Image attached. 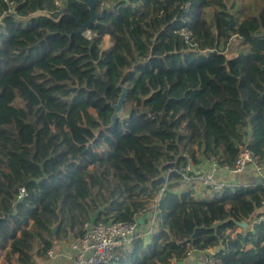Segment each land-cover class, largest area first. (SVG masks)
I'll return each mask as SVG.
<instances>
[{
  "label": "trees",
  "instance_id": "trees-1",
  "mask_svg": "<svg viewBox=\"0 0 264 264\" xmlns=\"http://www.w3.org/2000/svg\"><path fill=\"white\" fill-rule=\"evenodd\" d=\"M96 12L75 33L91 18L82 0H0V264L46 260L86 220L139 217L116 264H202L210 248L223 264H264V184L209 198L176 171L234 164L242 143L264 158V0H101Z\"/></svg>",
  "mask_w": 264,
  "mask_h": 264
},
{
  "label": "built area",
  "instance_id": "built-area-1",
  "mask_svg": "<svg viewBox=\"0 0 264 264\" xmlns=\"http://www.w3.org/2000/svg\"><path fill=\"white\" fill-rule=\"evenodd\" d=\"M58 4V0H54ZM3 22V21H1ZM237 158L234 164H222L216 156L207 159L209 170H200L204 164L197 166L194 160L176 169L186 182L198 181L202 188L213 192H220L232 182L219 176L221 171L240 174L251 166L256 172H264V158L258 155L248 144L242 143L238 147ZM206 160V161H207ZM199 167V168H198ZM168 178V177H167ZM27 195L24 188L20 190L18 198ZM262 220L259 219V223ZM139 222L108 221L95 222L86 220L83 225V233L80 238L71 243L72 264H116L117 250L121 247L127 248L139 234ZM146 236V233L143 234ZM219 248H210L202 253V264H223L219 256ZM54 250L49 251V256H54Z\"/></svg>",
  "mask_w": 264,
  "mask_h": 264
},
{
  "label": "crops",
  "instance_id": "crops-1",
  "mask_svg": "<svg viewBox=\"0 0 264 264\" xmlns=\"http://www.w3.org/2000/svg\"><path fill=\"white\" fill-rule=\"evenodd\" d=\"M105 36H109L108 44L110 43V39L112 40V42L109 45H107L108 47H106V49L114 48L115 36H113L111 34H107ZM105 46L106 45L104 44V47ZM209 168H210V165H209V162L207 160V161H204L203 166L199 169L200 170L202 169L203 171H207V170H209ZM219 176L225 178L226 180L229 179L231 182L236 181V182H239L241 184L243 183L244 185H248L249 183H255V181H257V178H264V172L263 173L256 172L251 166H248V168L240 174L229 173V172L227 173V172L221 171L219 173ZM193 182H196L194 184L195 186L197 183L199 184L198 181H193ZM193 182H189V183L192 184ZM70 249H71V246H70ZM70 249H69V244H68L66 250L62 249L59 251V253L58 252L55 253V255L53 257L49 256L48 259H50V260L53 259L56 264H72L71 258L65 259L66 256L68 257L69 254H72V251H70Z\"/></svg>",
  "mask_w": 264,
  "mask_h": 264
},
{
  "label": "water",
  "instance_id": "water-1",
  "mask_svg": "<svg viewBox=\"0 0 264 264\" xmlns=\"http://www.w3.org/2000/svg\"><path fill=\"white\" fill-rule=\"evenodd\" d=\"M82 1L88 5V7L90 9V13H91V16H90L91 18L88 21H86L85 23H81V27L77 30H74L75 33H84L88 29V26L97 20L98 15H99L96 12V7L100 3L101 0H82ZM64 11H67V9L64 8ZM231 21H232V25H233L234 24L233 19H231ZM119 86L122 88V92L120 93L118 102L112 104L113 108H114V112L111 116V118H112L111 125H113L116 122V120L121 116V114L124 110L125 101L127 99V97H126L127 87L125 85H121V84ZM255 183L264 184V178H257V181H255ZM258 213H264V207L259 208ZM231 218H233V217H231ZM234 220L236 221V223L241 228H248L249 227V224L245 221H238L235 218H234ZM138 222L139 223L143 222L142 217L138 218Z\"/></svg>",
  "mask_w": 264,
  "mask_h": 264
},
{
  "label": "rangeland",
  "instance_id": "rangeland-1",
  "mask_svg": "<svg viewBox=\"0 0 264 264\" xmlns=\"http://www.w3.org/2000/svg\"><path fill=\"white\" fill-rule=\"evenodd\" d=\"M85 33H87V30L84 32V34ZM107 39V40H106ZM108 40H109V36H105V41H104V44L106 45L105 46V48L106 47H108L107 45H109L111 42H112V40L110 39V43L108 44ZM232 48H234V49H236V48H241V45L238 43V42H236V41H233V47ZM18 103H20L19 101H17V103H16V105L18 104ZM196 182H193L192 184H195ZM187 186H189V185H183V189L184 188H186ZM180 190L182 189V188H179ZM196 192H197V194L199 195V196H203V193H205V194H207V197H209V198H212L213 197V193L210 191V190H205L204 188H202L201 187V185L200 184H196ZM153 222V221H152ZM241 230V228H238V230L237 231H240ZM235 233V232H234ZM71 241H66V242H63V243H61L60 244V246H59V248L58 249H56V250H54V253H59V251L60 250H62V249H67V245L69 244V249H70V246H71ZM70 251H71V249H70ZM69 252V251H68ZM71 253V252H70ZM55 255V254H54ZM70 256H72V254H69V256L67 257L66 256V258L65 259H68V258H71ZM53 257V256H52ZM193 259H196V258H193ZM71 262H72V259H71ZM192 263H194V260H191V259H188V260H185L184 262H182V263H180V262H176L175 260L174 261H172L170 264H192ZM38 264H56L55 263V261L53 260V259H46V260H39L38 261Z\"/></svg>",
  "mask_w": 264,
  "mask_h": 264
}]
</instances>
